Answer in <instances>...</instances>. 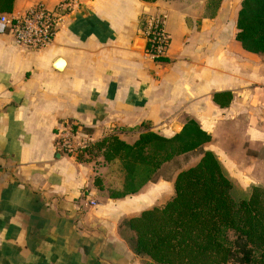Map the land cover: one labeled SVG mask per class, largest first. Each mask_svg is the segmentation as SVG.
<instances>
[{
	"label": "crops",
	"instance_id": "crops-1",
	"mask_svg": "<svg viewBox=\"0 0 264 264\" xmlns=\"http://www.w3.org/2000/svg\"><path fill=\"white\" fill-rule=\"evenodd\" d=\"M60 1L15 0L12 12ZM77 1L41 50L16 46L0 23V264H152L121 224L166 199L171 183L110 199L94 163L56 150L67 122L97 141L147 128L172 137L192 120L235 186L264 187V56L235 39L242 0ZM158 13L170 47L153 61L141 25ZM222 92L224 107L212 99Z\"/></svg>",
	"mask_w": 264,
	"mask_h": 264
},
{
	"label": "trees",
	"instance_id": "trees-1",
	"mask_svg": "<svg viewBox=\"0 0 264 264\" xmlns=\"http://www.w3.org/2000/svg\"><path fill=\"white\" fill-rule=\"evenodd\" d=\"M14 2L0 0V14L12 13ZM236 29L245 51L264 56V0H242ZM212 99L224 107L231 94L216 93ZM210 140L188 120L172 137L146 130L130 144L107 135L83 154L101 153L106 175L116 182L107 187L109 198L123 199L152 182L162 164ZM94 185L105 189L103 177L96 175ZM173 190L165 204L122 222L134 254L152 264H264V189L238 190L216 155L203 150L196 165L177 174Z\"/></svg>",
	"mask_w": 264,
	"mask_h": 264
},
{
	"label": "built area",
	"instance_id": "built-area-1",
	"mask_svg": "<svg viewBox=\"0 0 264 264\" xmlns=\"http://www.w3.org/2000/svg\"><path fill=\"white\" fill-rule=\"evenodd\" d=\"M78 6L77 0H62L51 9L36 3L21 13L0 14V23L7 28L16 46L37 51L52 43L64 18ZM166 18L164 13H158L143 22L145 55L153 61L164 58L170 47ZM94 142L95 139L81 127L67 122L57 130L55 148L66 156L78 157Z\"/></svg>",
	"mask_w": 264,
	"mask_h": 264
},
{
	"label": "rangeland",
	"instance_id": "rangeland-1",
	"mask_svg": "<svg viewBox=\"0 0 264 264\" xmlns=\"http://www.w3.org/2000/svg\"><path fill=\"white\" fill-rule=\"evenodd\" d=\"M154 15H157V14H154ZM143 22H142V25H141L142 31H143V28L145 27ZM145 130H150V129L147 128ZM121 132L119 130L117 132H113L112 131V132L108 133L107 135L117 136L121 140H123V141H125L127 143H130V144L133 143L137 139L136 138L135 140H132L129 137L128 133H126L125 131H123V132L126 135H124V137H121ZM156 133H158V132H156ZM88 134H90V133H88ZM90 136L93 137V135H91V134H90ZM102 138H100L99 140H101ZM99 140H97V141H99ZM95 142H96V140H95ZM202 151H203V149L201 148V149H197L195 151H192V152H189V153L174 157L171 161H168V162H166V163H164V164H162L160 166V168L158 169L157 173L154 176L153 181L164 180V181H166L168 183H171V189H170V192L168 194V197L166 199H162V201L158 202L154 207L161 206V205L165 204L168 200H170L172 198L173 193H174V190H173L174 182H172V181L175 180L177 174L180 171H183L185 169H188L189 167H192V166L196 165V163L199 161V159L201 157ZM213 153L215 154V152H213ZM215 155L218 158L217 154H215ZM79 156H80L79 161L94 163L96 172L98 173V176L99 177H103V179H104L105 189H103V190L107 191V187L109 185L110 186H115V184H116L115 179L113 177L110 178L109 176L106 175L107 166H104L105 163L103 161V157L101 156L100 152H98L96 150H92L89 153H84V154H81ZM220 163H221V161H220ZM100 169L102 171H100ZM114 182H115V184H114ZM235 183L237 185L236 188L238 190H242V191H250L252 187H259L261 189H264V187L256 186V185H253L252 183H250L248 185H245V186H240L239 185L240 182H235Z\"/></svg>",
	"mask_w": 264,
	"mask_h": 264
},
{
	"label": "water",
	"instance_id": "water-1",
	"mask_svg": "<svg viewBox=\"0 0 264 264\" xmlns=\"http://www.w3.org/2000/svg\"><path fill=\"white\" fill-rule=\"evenodd\" d=\"M57 63H58L57 65H60V67H61V61H58Z\"/></svg>",
	"mask_w": 264,
	"mask_h": 264
}]
</instances>
